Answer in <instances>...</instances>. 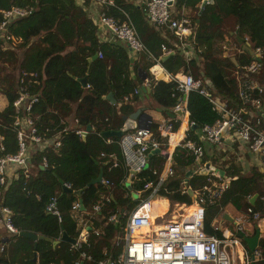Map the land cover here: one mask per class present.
Wrapping results in <instances>:
<instances>
[{"label":"trees","instance_id":"16d2710c","mask_svg":"<svg viewBox=\"0 0 264 264\" xmlns=\"http://www.w3.org/2000/svg\"><path fill=\"white\" fill-rule=\"evenodd\" d=\"M107 1L113 5L103 8L106 15L119 22L127 17L147 51L156 59L161 57L162 46L171 49L172 54L160 62L166 72L175 75L184 71L191 73L195 79H207L212 85L213 95L227 101L231 107L240 104L234 77L227 69L236 70L249 63L252 57L245 51L244 54L218 60L214 57L215 40L220 36L223 18L230 17L234 20V30L225 41L238 44L249 37L254 47L264 53V0H212V4L204 5L202 9L203 0H180L179 6L184 4L185 8L195 10L197 15L191 21L195 34L189 41L196 55L194 58H186L168 42L162 30L149 26L137 5L127 0ZM11 6L26 8L31 13L14 20L6 31L0 33V94L8 102L7 107L0 111V124L5 126H0V134L4 136L6 152L13 153L16 149L11 127V104L20 87L39 98L33 107V115L38 117L37 126L41 133L50 136L65 124L85 130L90 126L92 130L83 138L71 130L65 132L59 150L47 148L33 156L29 177L26 178L23 170L18 169L15 177L8 178L6 185L0 186V197L12 211V222L17 231L30 232L51 241H38L34 248L33 241L19 236V233L9 235L7 240L0 238V248H3L0 264H73L79 252L70 251L69 242L61 241V235L65 233L68 238L75 239L80 228L77 216L86 220L92 206L103 202L101 211L92 222L93 229L99 228L101 234L90 233L88 247L82 248L91 256V260H84L83 264H95L104 252L113 251V239L118 229L107 221V217L117 214L123 223L137 204L132 193H138L145 181L156 180L165 160L153 155L148 160V168L131 177L124 165L119 139L102 136L105 131L120 130L124 123L122 117L133 112L129 102L138 100L134 94L137 85L130 78L127 49L117 43H102L98 39L97 26L89 18L85 5L77 4L76 0H0V11ZM1 19L0 14V22ZM7 36L18 42L14 44L11 39H6ZM99 53L101 57L89 61ZM144 57L147 58L145 54L142 59ZM154 64L148 60L147 65L142 66L147 73L151 99L159 107L170 110L176 104L174 85L152 78L148 69ZM137 69L138 64H135L133 70ZM83 77L87 78L86 89L77 82ZM254 78L258 84L264 85V60L261 73ZM108 93H112L114 105L104 99ZM125 97L128 102L124 101ZM186 107L189 122L196 126V129L189 128L190 136L219 118L208 101L196 92L189 93ZM75 120L78 122L76 125ZM176 128L177 123L174 124ZM156 129L153 124L151 131L161 142ZM42 158L47 161L44 169L40 168ZM172 162L174 175L164 181L158 195L170 204L190 206L193 196L186 190L182 175L192 164L191 157L178 148L172 155ZM223 171L231 179L228 188L220 200L206 208L204 215L205 231L218 236L221 233L214 232L212 224L227 207L235 212L251 208L264 214V171L257 166L248 175H242L240 169L232 166ZM100 173L103 179L109 181V186L96 183L88 187ZM209 178V174L202 175L198 171L188 179L187 186L195 190ZM63 184L70 188L64 189ZM77 191H80L79 195H76ZM253 194L258 197L250 204L248 198ZM52 196L57 198L60 223L56 217L44 212L47 200ZM105 197L109 198L108 202L104 201ZM79 200L84 213L71 210L72 204ZM257 250L260 264H264V234ZM34 253L36 261H33Z\"/></svg>","mask_w":264,"mask_h":264},{"label":"built area","instance_id":"2783aa9c","mask_svg":"<svg viewBox=\"0 0 264 264\" xmlns=\"http://www.w3.org/2000/svg\"><path fill=\"white\" fill-rule=\"evenodd\" d=\"M93 1L103 8L113 5L111 1L107 0ZM127 1L140 8L150 26L159 30L168 29L181 46L185 37L191 35V20L185 13L184 4L178 5L180 0ZM203 2L205 5L212 4V0H203ZM103 8L98 14L97 26L107 32L115 41L124 44L131 52L146 53L155 64L159 65V60L147 51L131 21L126 17L125 21L119 22L113 17L107 16ZM30 13V10L16 6L0 11L2 18L0 33L6 31L14 20L27 17ZM6 39H11L13 43L18 42L17 39L15 41V38L10 36H7ZM178 46L174 47L179 49ZM218 48L225 57L241 55L245 51L249 52L252 57L249 63L233 70L236 94L240 104L237 107H231L227 101L213 95L212 86L208 82L195 79L188 72L180 71L171 75L162 68V73L167 75L166 81L174 85L173 96L176 97V104L172 111L175 115L187 118L189 114L186 107L187 97L191 92L198 93L208 101L211 109L219 117L212 125H204L199 129L201 141L220 146L226 137L238 140L257 159L259 169L264 171V87L258 84L254 78L259 76L263 68L264 53L260 48L251 45L248 37L244 38L243 43H221ZM161 52L162 55L172 54L171 49L166 46H162ZM98 57H101L100 53ZM128 100L127 97L124 98L125 102ZM38 101V96L30 95L23 87H20L17 97L11 104L13 109L11 127L16 149L13 153H7L3 142L4 136L0 134V186L6 185L8 178L15 177V171L18 169L23 170L26 178L29 177L28 173L33 167V156L47 148H52L53 151L59 150L62 134L65 132L71 130L81 138L88 133L85 129L66 124L61 130L50 136L41 133L37 126L38 117L33 115V107ZM7 105L6 98L0 94V111L4 110ZM253 117L255 118L254 122L252 121ZM77 123L75 120L74 124ZM0 126L5 128L4 125L0 124ZM193 127L194 124L187 119L186 131L188 132L189 128ZM170 129L168 125H160L157 128L161 135ZM47 131L46 129L45 132ZM202 142L197 143L184 137L182 141L175 144V147L185 150L191 157L192 163L199 164L204 156ZM163 145L152 134L150 128L124 131L119 139V146L124 165L130 176L134 177L147 169L150 152L154 149L161 150ZM46 167L47 161L42 158L40 168ZM206 174H209L211 178L197 189L192 190L186 186V190L192 193L194 204L187 206L175 203L179 209L177 218L162 224H157L154 220V226L150 224L149 213L153 208L155 197H159L158 193L164 181L173 177L174 171L170 166H166L162 168L156 180L145 181L142 189L135 194L137 204L123 223L121 216L117 214L107 217V221L118 229L113 239V251L104 252V256L95 264H253L255 260H259L258 250L254 251V260H252L251 254L242 240L247 237L246 229L248 226H252V221L262 219V214L254 212L251 208H246L239 215L232 217L233 230L222 227L225 220L221 215L220 219L212 224L213 231L221 233V236L208 234L205 231L206 208L220 200L231 180L220 177L213 167H208ZM99 183L103 186L110 184L103 178ZM62 186L67 190L70 188L67 184ZM104 201L108 202L109 198L105 197ZM102 205L103 202L93 205L86 220L82 216H77L80 225L79 233L75 238V243H69L70 251L79 252V257L73 264H83L84 260H91V256L87 255L82 248L83 246L88 247L90 233L96 236L101 234L99 228L93 229L92 222L96 214L101 211ZM192 206H194V211L189 215L187 209ZM71 210L73 212L80 211L79 201L72 204ZM44 212L56 217L59 223L61 222V213L56 197L48 198ZM80 212L84 213L85 211ZM0 225L9 235L19 233L12 222V211L3 204L1 197ZM2 251L1 247L0 252Z\"/></svg>","mask_w":264,"mask_h":264},{"label":"crops","instance_id":"0c3cea01","mask_svg":"<svg viewBox=\"0 0 264 264\" xmlns=\"http://www.w3.org/2000/svg\"><path fill=\"white\" fill-rule=\"evenodd\" d=\"M76 1H77V4H79V5H82V6L85 5V10H86L89 18L92 20V22L94 23V25L97 26V17H98V14L100 13V11L102 10L103 7H101L96 1H93V0H76ZM202 3H203V1H202ZM200 9H201V5H200ZM190 20L192 21L191 18H190ZM147 24L149 25L148 22H147ZM157 30H159V29H157ZM160 30H162L165 34H167L164 37L168 40V42L172 46L179 45L178 46L179 47L178 50H180L181 53L186 58H194V57H196L195 53L191 49V46L189 45V41L194 37V34H195L194 33V31H195L194 28H192L191 35H187L185 37L184 43H183L182 46L179 44V42L176 39V37L168 29H160ZM97 37H98V39L102 43H117V44L122 45V46L125 47L124 44H122V43H120L118 41H115L107 32H105L103 29H101L98 26H97ZM248 39H249L250 44L251 45H254L253 42L251 41V38L248 37ZM233 42L234 41H224V42H222V44L223 43H233ZM126 51H127L128 56H129V59H130V78L132 80H134V82L137 85L136 94L135 95H137L136 97L138 99L136 102H131L130 101L129 104L133 107V112L135 110H137V109H142V111L145 114H147V115H149L151 117L152 122H151L150 127H149L150 128V131H151V126L153 124H155L157 126V128L160 125H168V126H170V128H171L170 131H167L166 130V132L164 134L166 137H162L164 135L159 134L158 130L156 129L157 134H159V137L162 139L161 142L164 144L163 147L161 148V151H167L169 156L167 158H164L160 154H155V155H158V156H161V157L164 158V160H165L164 167L170 166L173 169L172 155H173L174 151L176 149H178V148L175 147V144L178 143V142H180V141H182L184 139V137H186L187 139H190L192 141H195L197 143L202 142L201 141V137H200L199 130H196L195 131L194 136H190L189 132L186 131V123H187L188 117L186 118L184 116L175 115L173 113L172 109L165 110V109L159 107V105L157 103H155L151 99V89H150L148 77H147V81H144V80L141 79V74H143V73L147 74L146 71L142 70V66L143 67L146 66L147 63H148V60H151V59L148 57V55L146 53H138V54H135V53L131 52L129 49H127ZM144 54L147 56L148 59L146 57H144L142 59V57H143ZM163 56L164 55H162V52H161V57H160V59H158L159 60V65L154 64L153 66H151L148 69V72L151 74L152 78L155 79L156 81H158L157 80V78H158L157 75L159 74V72L160 73L162 72V68L163 67H162V65H161L160 62L162 61L161 59H162ZM97 57H98V55H97ZM135 64L136 65L138 64V69L134 71L133 70V66ZM232 72H234V71H232ZM159 78H161L160 81H163L165 83H168L166 81L167 80L166 79L167 78V75L166 74H164V78H163V76H159ZM202 80L205 81V82H208L211 85V83H210L209 80L203 79V78H202ZM142 86L143 87H148L149 88V93L148 92L147 93H143L142 90H141V87ZM263 87H264V85H263ZM186 103H187V101H186ZM263 103H264V95H263ZM111 105H113V104H111ZM126 116H128V115H126ZM252 121L253 122L255 121V118L254 117H253ZM175 123H177V128L176 129H174V124ZM141 124L143 126H145V124H147V122L144 121V120H142L141 121ZM69 126H71V125H69ZM123 127H124V123H123L122 128ZM114 131H118V130H114ZM179 132H181V134ZM152 134H153V132H152ZM179 135H180V137H179ZM202 146L204 148V156H203V158H205V160H203L204 162L199 163V164L192 163L191 165H189L185 169V171H193L194 172L193 175H192V177L195 174H198V171H199V174H200L203 171V169H204V167L206 165L208 167L215 168L216 171H217V173H218V175L220 177H222V178H229V177H227L225 175V173H224L223 170L226 169V168H228V167H230V166L240 169L242 175H246L249 171H251V169L254 166H257L258 167L257 159L249 152L248 148L243 143H241L240 141L235 140L233 138H227L226 137L225 140H223V142H222V144L220 146L210 145V144H208V143H206V142L203 141L202 142ZM246 157H248V159H246ZM247 160H249V161H247ZM155 168H156V166H155ZM185 171L183 172V175H182V179L183 180H184ZM127 185H129V182H128ZM251 197L248 198V201H250ZM257 197H258V195H257ZM257 197H256V199H257ZM192 199H193L192 200V204H194V198L192 197ZM255 200H254V202H255ZM154 201H163V202H166V206L167 207H166V209L164 211L161 212V211H158L157 210L156 213H158L159 216H161L162 214H167L169 212V210L171 208V204H170V202L167 199H163V198H160L159 197V198H155ZM174 207L177 209V213L176 214H173L170 219L163 220L160 224L166 223L167 221H169L171 219H176L177 218V216H178V210L179 209H178V207H177L176 204H174ZM192 207H194V206H192ZM190 208L191 207H189L188 209H190ZM153 210H154V208H153ZM243 210L245 211V209H243ZM224 214H227L232 219L233 216L239 215L240 212H235L233 210L230 212L229 210H225V212L221 214L223 216V219H224ZM218 219H220V217H218L216 220H218ZM228 222L229 221L225 220L222 223V227L223 228H226V226L224 227L223 225L226 224V223H228ZM229 223L232 224V222H229ZM258 226H259L260 231H261L260 237H262L263 234H264V218H262L258 222ZM251 227L253 228V232H252L251 235L247 233V237L253 236V234H254V227H253V225ZM0 234H1L0 235V238L1 239L3 238L5 240H7V237L9 236V234L3 229V227L1 225H0ZM260 260L261 259L255 260L253 262V264H260Z\"/></svg>","mask_w":264,"mask_h":264},{"label":"water","instance_id":"95a60500","mask_svg":"<svg viewBox=\"0 0 264 264\" xmlns=\"http://www.w3.org/2000/svg\"><path fill=\"white\" fill-rule=\"evenodd\" d=\"M204 5H205V3L203 2L201 4V9L204 7ZM169 55H164L161 60L163 61ZM96 58H97V54L93 55L89 61H93ZM141 79L144 80V81H147V74H145V73L141 74ZM157 80L160 81L161 78L158 77ZM77 82L80 84L81 88L86 89V87H87V78L86 77L77 79ZM141 90H142L143 93H147V92L149 93V88L148 87H143L142 86L141 87ZM104 98L108 102H110L111 104H113V105L115 104V101L113 99L112 93H108ZM122 120L124 121V127L121 130H118V131H114V130L105 131V132L102 133V136L104 138H106V139H111V138H118V139H120L122 137L124 131H126V130H134L136 128H146V129H149L150 124L152 122L151 117L149 115L145 114L142 111V109H137L133 113H131L130 115L123 116L122 117ZM142 120H144V121L147 122V124H145V126L142 125L143 123L141 124V121ZM194 128L196 129V126H194L193 129ZM91 130H92V128L90 126H87L86 127V132H90ZM155 154H160L164 158H167L169 156L167 151H161L160 149H154L153 151L150 152L149 157L152 156V155H155ZM207 169H208V166L206 165L204 167L203 171L200 174L205 175L206 172H207ZM193 173H194L193 171H185V174H184V185H185V187L187 186L188 179L190 177H192ZM101 178H102V175L100 173L96 179H94L93 181H91L89 183L88 187L92 186L93 184L99 183V181L101 180ZM189 193H190V195H192L191 192H189ZM79 194H80V191H77L76 192V195H79ZM132 195H134V197L136 198V195L134 193H132ZM256 197H257V194H254L251 197L250 204H253L254 203V200L256 199ZM79 209H80V211H84L85 210L84 207H83V204H82L81 200H79ZM261 218H264V215H262ZM224 219L227 220V221H229V222H232V219L227 214H224ZM259 221H260L259 219L252 221V225L254 227V234H253V236L244 237L242 239L243 240V243L245 244L246 249L251 254L252 260H254L253 253H254L255 250H257L258 243H259V240L261 238L260 237L261 231H260V228L258 226V222ZM19 236H22V237H26L28 239H31L33 241V247L34 248H36V244H37L38 241H41V240L50 241L46 237H43V236H40V235H36V234L30 233V232H20L19 233ZM238 236H240V235H238ZM60 240L61 241H67V242H69L71 244H74L75 243V239L68 238L65 235V233H63L61 235V239ZM36 258H37V255H36V253H34L33 261H36Z\"/></svg>","mask_w":264,"mask_h":264},{"label":"rangeland","instance_id":"374dc122","mask_svg":"<svg viewBox=\"0 0 264 264\" xmlns=\"http://www.w3.org/2000/svg\"><path fill=\"white\" fill-rule=\"evenodd\" d=\"M185 13L193 20L197 16L196 11L193 9L185 8ZM219 29H220V36L215 40L216 52L214 54V57H216L218 60L222 61L223 55L220 53V51H218L219 50L218 47L222 42H224L227 39L229 33L234 30V20L230 17L229 18H223ZM15 41H17V40L15 39ZM227 72L229 74L233 75L232 69L228 68ZM246 159H248V157H246ZM247 161H249V160H247ZM249 173H250V171L246 175H248ZM132 196L134 197V195H132ZM155 198H159V197H155ZM174 204L175 203H171V208H170L169 212L167 214H162L161 216H159L158 213H156L157 210L160 209V207H157V206L155 207V205H153L154 210H153V208H151V212L149 213V219H150L151 224L154 226V220L157 224H160L163 220L170 219L173 214H176L177 209L174 207ZM226 210H229L230 212L232 211V209L230 207H227ZM193 211H194V207H191L190 209L187 210V213L190 215L191 213H193ZM223 226L224 227L226 226V228L233 230V225L229 222L224 224ZM252 232H253V228L251 226H249L246 229V233L251 235Z\"/></svg>","mask_w":264,"mask_h":264},{"label":"bare ground","instance_id":"6f19581e","mask_svg":"<svg viewBox=\"0 0 264 264\" xmlns=\"http://www.w3.org/2000/svg\"><path fill=\"white\" fill-rule=\"evenodd\" d=\"M157 69V68H156ZM158 70V69H157ZM159 71V70H158ZM158 77L159 76H163V78H164V74L161 72H159V74L157 75ZM182 131V130H181ZM180 134H181V132H179ZM179 137H180V135H179ZM175 143V142H174ZM153 205H155V207L157 206V207H160V209H158V211H164L165 209H166V202H163V201H154L153 202ZM156 209V208H155ZM150 224H151V222H150ZM152 225V224H151Z\"/></svg>","mask_w":264,"mask_h":264}]
</instances>
